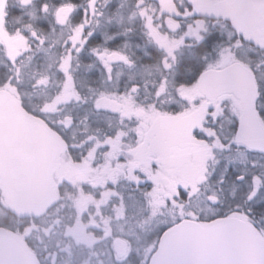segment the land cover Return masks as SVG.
Here are the masks:
<instances>
[{
	"label": "trees",
	"instance_id": "obj_1",
	"mask_svg": "<svg viewBox=\"0 0 264 264\" xmlns=\"http://www.w3.org/2000/svg\"><path fill=\"white\" fill-rule=\"evenodd\" d=\"M103 1L97 0L90 7L88 0H30L28 4L8 0L3 13L4 31L20 44H14L12 53L0 39V89H11L24 113L58 135L63 143L53 177L57 198L43 216L20 217L0 201V226L24 241L36 264H147L159 235L168 225L151 217L148 199L142 190L133 191L124 176L117 177L114 187L109 180L107 187L122 196L123 217L117 221L112 205L119 199L114 197L112 203L101 204L95 189L88 185L89 173L71 172L70 164L86 161L89 149L85 140L90 127L94 128L92 134L102 139L107 129L111 136L119 126L115 115L96 112L90 116V94L102 90L120 93L138 87L141 104L148 105L159 101L152 87L165 84L171 88L168 95L175 104L179 102L175 94L177 84L191 85L217 49L230 48L235 56L233 61L244 62L254 75L255 110L264 125V48L257 39L248 40L231 21H206L200 41H188L178 53L176 66L167 72L161 66L160 53L150 38L145 19L139 17L140 11L158 13L156 2ZM71 7L67 22L53 26L52 14L59 8ZM190 8L187 6V10ZM82 14L99 17H93L96 34L79 45L73 41L72 30L75 25L89 22L78 18ZM102 51L116 53L124 60L112 63L105 74L98 57ZM67 80L72 81L78 98L61 103L51 113L39 112ZM235 127L236 121L231 119L226 132L219 133V140L230 142ZM62 156L64 162L60 160ZM228 157L224 180L218 183L220 187H213L219 198L214 211L217 215L242 213L254 228L264 230V154L247 152ZM254 188L256 193L249 199ZM92 192L94 202L98 200L96 204L85 198ZM104 219L109 222V233L101 226ZM118 239L126 240L129 249L120 259L115 253Z\"/></svg>",
	"mask_w": 264,
	"mask_h": 264
},
{
	"label": "flooded vegetation",
	"instance_id": "obj_2",
	"mask_svg": "<svg viewBox=\"0 0 264 264\" xmlns=\"http://www.w3.org/2000/svg\"><path fill=\"white\" fill-rule=\"evenodd\" d=\"M105 1L107 0H104L103 2ZM157 1L158 0L155 1L156 5H158ZM161 1L159 3L162 5L163 2ZM168 1L171 3L173 11H176V13H163L158 8V13L151 12L150 14L142 13L139 15L140 18L145 19V22L146 20L148 22V32L150 38L156 45L155 49L160 53L159 61L161 66L167 72L176 66L178 53L188 45L189 36L193 35L195 27L196 29L199 28L198 32H201L202 36L206 21L214 22L216 20H228L234 24L235 28H237L239 32L242 31L241 29H244L245 32L250 29V24L245 27L243 26V28H240V26L237 27L235 22L238 21V18H233L234 16H230L231 14L229 13H227V15L221 14L223 16L218 14H208L197 0H183L185 4L179 0ZM22 2L28 4L30 3V0H22ZM96 2L97 0H88V5L93 7ZM194 2L197 4L196 11L191 12V8L190 11L187 10V6L190 4L192 5ZM6 7L7 4L5 9ZM179 8H182L181 12L179 11ZM72 9V7L57 9L56 12L52 14L53 26L64 25L70 17ZM63 10H67V12L63 13ZM4 11L0 14V39H2L7 51L14 53V47L9 45L3 37L4 35L11 36L3 29ZM94 16L99 17V14H82L78 16V18L87 19L89 22L73 26V41L75 44L81 45V43L86 42L87 38L96 34L97 30L93 29ZM239 20L245 22L248 19ZM168 21L175 23L177 26L176 29L173 30L169 28L167 26ZM169 26H172V24H169ZM243 35L245 36V34ZM161 37H165L163 38L165 41H162ZM174 38H176V42L175 45H173V55L172 58L167 61L168 59L163 52L162 46H164V42L167 44L170 43L168 39ZM13 43L15 45L20 44L18 40H14ZM259 45L264 48V42ZM98 57L105 74H107V69L112 63L124 60V58L120 55L110 53L108 51L100 52ZM200 75L197 77L195 82H192L191 85L184 84L183 82L177 84L175 94L176 97H178L179 102H176L175 104L171 103V98L166 94L164 96L163 94L156 95L155 98L159 100L158 102L152 101V103L148 105L141 104V93L138 87H133L132 90L120 93L116 92L110 94L107 91L102 90L95 95L90 94V116L96 112L107 115H115L119 121V126L115 129L111 136L107 135L109 134V130L107 129L106 132H104L106 136H103L102 139H99L92 134L94 128H89V131L91 132L85 140V146L89 149L88 154H86V161L91 159H93V162H95L96 159L98 161L95 162V164H92L93 170L91 169V171L88 172V185L92 190L95 189V194L98 195V200L101 199L99 200L101 204L108 205L109 203H112V199L114 197L119 199L118 203H113L112 205L114 220H118L123 217L124 210L120 199L122 196L114 189L107 190V187L110 185H113L112 187H114V181L119 180L120 176H124V179L128 182V185L133 191L139 192L142 190L143 195L148 199L150 207L152 206L150 194L154 191H158L163 194V198L166 200L165 207L157 214L151 207V217L159 219V222L161 223L168 222L165 230L183 220H191L202 226H210L227 218L235 217L244 221L256 233V235L264 239V230L254 228L246 215L236 211L225 213L224 215L219 213L217 215L215 212L216 210L214 211L217 203H219V198L217 194L215 195L213 192V187L218 188V183L220 184V182L224 180L223 172L225 168L229 167L226 165L227 160H229L228 156L232 157L233 154L243 155L247 152L264 153L253 151L243 145L235 143L234 135L232 136V140L230 142L219 140L222 133L226 132L225 130L228 128V122L231 119L236 121V131L238 117L240 114V105L235 97L228 93L219 95L214 100L206 99L202 94L196 91V83ZM67 82L62 90H60L59 87L58 90L54 91L51 96L49 101L56 104L51 106L50 104L52 103L50 102L48 104L49 106L44 105L39 112L42 114L51 113L52 110L57 108L61 103L78 98L75 88L71 83L72 81L70 82V87H68ZM163 82H165V79H163ZM101 83H103V80ZM190 86H194V96L191 99L185 98L179 94L178 88ZM45 87L47 89V85ZM2 89L9 92L10 97L17 102L24 116L28 117L31 121L37 122L24 113L16 98L12 97L13 95L11 89ZM124 93H128L132 96L134 105L141 110V113H151V115H153L148 118L150 120L148 124L141 126L139 118H123L120 115L122 111L120 104L113 96H120ZM232 111H237V115L233 114ZM37 123L44 126L42 123ZM124 123L125 126H123ZM45 128L49 132H52L47 127ZM219 133H221V135ZM53 134L56 135L55 133ZM56 136L59 138L58 135ZM212 139H217V143H219V145L213 143L211 141ZM59 140L61 142V148L54 160L50 181V188L56 193V198L57 187L55 182V184H53V177L56 173L55 170H57V162L60 158L59 156H61L63 151V143L60 138ZM74 146L79 147L77 145ZM98 148H100L99 151L97 150ZM112 148L114 152L113 155L115 157L113 160L119 164H125L127 166L126 172L114 176L113 172L111 173L109 172L110 170H106V173L103 174L104 176L101 175L102 177L93 176L98 169L103 167H96L101 161L99 152L101 151L104 155V153L109 152ZM64 161L65 159L62 160V162ZM98 177L102 179V183L95 179ZM109 180L112 182L110 185ZM239 180H241V178ZM181 181H184V184L180 185L179 182ZM256 190L257 189L254 188V190L250 193L249 199H251L256 193ZM94 196V192H92L88 196L84 197L87 201L93 203ZM98 200H95V202H98ZM0 201L8 208L7 202L1 194ZM176 202L183 207L185 213H170L166 211L174 207L173 203L175 204ZM177 208L178 207L174 209ZM118 209H122L121 216L118 214ZM104 222L109 225L107 219H104L103 223ZM21 241L25 245L22 239ZM115 244L126 245L128 242L124 239H118L115 240ZM25 247L27 248L26 245Z\"/></svg>",
	"mask_w": 264,
	"mask_h": 264
},
{
	"label": "water",
	"instance_id": "obj_3",
	"mask_svg": "<svg viewBox=\"0 0 264 264\" xmlns=\"http://www.w3.org/2000/svg\"><path fill=\"white\" fill-rule=\"evenodd\" d=\"M7 0H0V14ZM197 92L208 100L232 94L240 114L234 140L264 153V126L255 111L252 71L240 62L204 71ZM61 142L44 126L24 116L9 92L0 89V194L20 217L43 216L56 200L50 188ZM0 264H35L21 239L0 227ZM147 264H264V239L231 217L210 226L183 220L158 238Z\"/></svg>",
	"mask_w": 264,
	"mask_h": 264
},
{
	"label": "rangeland",
	"instance_id": "obj_4",
	"mask_svg": "<svg viewBox=\"0 0 264 264\" xmlns=\"http://www.w3.org/2000/svg\"><path fill=\"white\" fill-rule=\"evenodd\" d=\"M156 1V0H154ZM161 1V0H160ZM159 0L157 1L158 3V8L160 9L161 12H166V13H173L176 11H173V8L171 6V3L168 0H162L161 2L162 5L159 3ZM182 1L183 0H179ZM204 8L205 12H207L208 14H225L227 15V13L231 14L230 16H234L233 18H238L235 22V25L237 27L240 26V28H243V26H247L250 24V29L245 32L244 29H241L242 33L245 34V37L250 40L251 37L254 39L258 40V44H262L264 42V0H197ZM184 3V2H183ZM195 3V4H194ZM191 5V12H195L196 8H197V4L196 2H194ZM185 4V3H184ZM230 9V10H229ZM212 10V11H211ZM145 13L144 11H140V14ZM223 16V15H221ZM239 19H248L247 21L243 22L242 20ZM149 21V20H148ZM169 24H172V26H169ZM146 26L147 28H149L148 26V22L146 20ZM167 26L171 29H176V25L175 23L168 21L167 22ZM199 28L194 29V33L193 35L189 36V42L193 43L195 41H200L201 39V32H198ZM6 40V42L11 45L13 47V41L16 40L15 37H11V36H7L4 35L3 36ZM163 38L165 37H161L162 41H165ZM174 39H168V41L170 43H163L164 46H162L163 52L165 53L166 58L168 59L167 61H169V59L172 58L173 55V45H175V40ZM246 39V40H247ZM173 42V44H172ZM233 51L230 48H221V49H217L213 54H212V58H209V61L207 62V67L210 68H218L219 66H222L223 64L226 63H230L233 61V59H235V56H233ZM243 62V61H242ZM244 63V62H243ZM68 81V80H67ZM68 87H70V81L67 82ZM152 87V86H151ZM152 88H154L155 94L157 95H162L163 96L166 94L167 96H169L168 94L171 92V88L163 85V84H158L155 87L153 86ZM194 86H190V87H183V88H178V92L181 96L191 99L194 96ZM115 98V100L120 104V108H121V113L120 115L123 118H132V117H137L140 119L141 122V126H143L144 124H148L149 123V119L150 117H152L153 115H151V113L146 114V113H141L139 110V108L137 106L134 105V102L132 100V96L129 95L128 93H124L121 94L120 96H113ZM56 103H52L50 104L55 105ZM49 106V105H48ZM53 108V107H52ZM51 109V108H48ZM235 110V109H234ZM233 114L237 115V111H232ZM121 121V120H120ZM122 122V121H121ZM123 126H125V123L123 124ZM213 143H215L216 145H219V143H217V139H212L211 140ZM98 147V146H97ZM98 151L100 150V148L97 149ZM110 152V153H109ZM107 153H100V163L96 166V167H102L100 169L97 170V172L93 175V176H104L103 174L106 173V170H110L109 172H113V175H119L121 173H125L127 166L124 164H119L118 162H116L115 157L113 155V148ZM92 157V155H91ZM98 158V157H97ZM63 156L62 159L63 160ZM90 159V158H89ZM98 160L96 159L95 162H97ZM95 162H93V159L91 160H87V161H83L80 162L79 164L73 165L70 164V168H71V172H74L76 174L79 173H87L90 172L92 168V164H95ZM62 169V167H61ZM101 176V177H102ZM98 182L102 183V179L101 178H95ZM184 181L179 182L180 185L184 184ZM150 201H151V207L153 209L154 212H156V214L162 210V208L165 207V202L166 200L163 198V194H161V192L158 191H154L150 194ZM96 204V202H94ZM174 207L170 208L169 210H166L168 212H184L183 207L180 206V204H178V202H176L175 204L173 203ZM178 207L177 209H174ZM120 208V207H119ZM116 210V209H115ZM122 209H118V214L119 216L122 215ZM118 216V217H119ZM120 220V219H118ZM117 220V221H118ZM118 226V222H115V226ZM96 227H98L99 225H96ZM105 229H109V225H107L106 222L102 223V225ZM94 227V226H92ZM111 227V226H110ZM109 233V230L108 232ZM95 239V238H94ZM128 247L127 245H120L118 244L115 247V253H116V257L118 259L123 258V256L127 253L128 251Z\"/></svg>",
	"mask_w": 264,
	"mask_h": 264
}]
</instances>
